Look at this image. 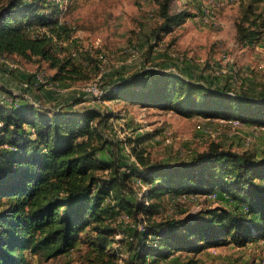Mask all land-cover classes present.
<instances>
[{
  "label": "trees",
  "instance_id": "obj_1",
  "mask_svg": "<svg viewBox=\"0 0 264 264\" xmlns=\"http://www.w3.org/2000/svg\"><path fill=\"white\" fill-rule=\"evenodd\" d=\"M72 1L0 0V58L47 63L54 71L48 81L52 85L91 80L98 66L90 54L87 61H79L65 47V42L77 46L62 20L64 7ZM174 1L157 0L161 18L153 31L157 39L195 17L185 10L172 13ZM235 27L240 47L262 43L264 0H241ZM114 75L105 99L187 118L234 119L264 127V94L195 81L162 67ZM106 121L96 110L0 103V264H31L34 256L49 261L83 245L84 264H116L122 253L116 244L124 241L117 239L119 231L111 223L117 215L147 218L143 230L135 234L138 242L134 236L127 241L124 264H157L175 252L197 254L264 239V156L236 153L212 142L191 159L153 163L138 138L131 147L135 168L121 175L115 161L98 156L106 147L99 129ZM105 171L111 174L99 175ZM135 176L148 184V203L140 199L134 203L128 197V182ZM167 193L221 194L235 207H214L163 221L156 215Z\"/></svg>",
  "mask_w": 264,
  "mask_h": 264
},
{
  "label": "rangeland",
  "instance_id": "obj_2",
  "mask_svg": "<svg viewBox=\"0 0 264 264\" xmlns=\"http://www.w3.org/2000/svg\"><path fill=\"white\" fill-rule=\"evenodd\" d=\"M240 1L175 0L172 13L185 10L195 17L169 33H160L157 39L153 34L161 23L157 0H73L64 7L62 20L71 29L77 46L74 48L75 42H65V47L71 48L79 61H87L90 54L98 66L97 75L86 82L52 85L36 79L41 75L50 80L54 71L47 63L3 57L0 58V103L10 105L12 96L16 104L31 102L53 109L72 108L75 112L99 111L107 117L99 126L107 142L98 156L101 160L115 161L121 175H128L135 168L137 160L131 147L138 138H142L140 148L151 156L153 163L191 159L212 142L236 153L248 151L262 157L264 127L241 123L231 130L222 119L187 118L175 112L108 98L98 100L90 91L93 87L105 91L112 86L115 73H130L146 66L180 71L195 81L208 80L233 91L263 95L264 40L252 48L238 45L235 22ZM12 63L23 70L11 68ZM109 174V171L99 173L100 176ZM143 184L148 185L136 176L128 182V197L134 203L140 201ZM214 207L233 209L235 206L228 196L221 194L205 197L167 193L162 196L160 213L156 216L163 221L182 219ZM124 217L127 216L117 215L111 222L119 231L117 239H124L122 244H116L122 249L118 250L122 253L116 256V264H124L122 259L129 255L127 241L141 231L147 220L142 214L136 218ZM139 238L135 237L134 242ZM86 248V245L80 246L49 261H41L38 256L30 261L31 264H84L82 255ZM157 264H264V239L242 247L233 243L211 247L197 254L175 252L170 259Z\"/></svg>",
  "mask_w": 264,
  "mask_h": 264
},
{
  "label": "built area",
  "instance_id": "obj_3",
  "mask_svg": "<svg viewBox=\"0 0 264 264\" xmlns=\"http://www.w3.org/2000/svg\"><path fill=\"white\" fill-rule=\"evenodd\" d=\"M232 1H234V0H232ZM208 18L206 17V20H207ZM11 68H13V69H17V70H23V68L20 66V65H18V64H15V63H12L11 64ZM37 81L38 82H42V83H47V84H49L48 83V81L45 79V77H43V76H41V75H37ZM90 91L95 95V97L98 99V100H100V99H102V98H104L105 99V97H104V95L106 94V91H100L97 87H93V88H90ZM8 97H10V96H8ZM10 98H12V99H10V101L11 102H13L14 103V98L11 96ZM222 121L224 122V123H227L229 126H230V129L231 130H235L237 127H239V126H241V123H240V121L239 120H234V119H231V120H224V119H222ZM2 126V123L0 122V127ZM205 132H208V131H205ZM138 167H139V165H138ZM142 170V169H141ZM141 179V178H140ZM142 180V179H141ZM144 182V181H143ZM145 183V182H144ZM146 184V183H145ZM143 191H142V193L140 194V200L141 201H144V202H146V203H148V200H147V197H146V195H147V193H148V185H144L143 184ZM187 196V195H186ZM212 196H216V194H213ZM125 218H127V217H125ZM140 227V226H139ZM138 227V228H139ZM143 228H144V226L143 227H140V229L141 230H143Z\"/></svg>",
  "mask_w": 264,
  "mask_h": 264
},
{
  "label": "crops",
  "instance_id": "obj_4",
  "mask_svg": "<svg viewBox=\"0 0 264 264\" xmlns=\"http://www.w3.org/2000/svg\"><path fill=\"white\" fill-rule=\"evenodd\" d=\"M4 96H8V95H5V94H4ZM3 98H4V97H3ZM3 104H4V103H3ZM68 109H70V108H66V110H68Z\"/></svg>",
  "mask_w": 264,
  "mask_h": 264
}]
</instances>
